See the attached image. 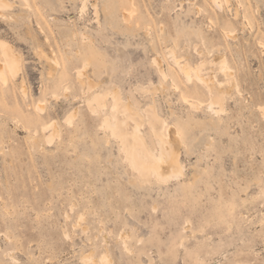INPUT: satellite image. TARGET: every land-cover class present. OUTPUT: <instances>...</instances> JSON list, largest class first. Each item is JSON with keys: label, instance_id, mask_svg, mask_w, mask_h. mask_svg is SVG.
<instances>
[{"label": "rangeland", "instance_id": "1", "mask_svg": "<svg viewBox=\"0 0 264 264\" xmlns=\"http://www.w3.org/2000/svg\"><path fill=\"white\" fill-rule=\"evenodd\" d=\"M2 53L0 264H264V0H0Z\"/></svg>", "mask_w": 264, "mask_h": 264}, {"label": "bare ground", "instance_id": "2", "mask_svg": "<svg viewBox=\"0 0 264 264\" xmlns=\"http://www.w3.org/2000/svg\"><path fill=\"white\" fill-rule=\"evenodd\" d=\"M216 1V4L218 5V3L221 1L223 2H227L228 0H215ZM6 4H8L6 2ZM5 6V5H4ZM8 6V5H7ZM220 7V5H219ZM4 8V7H3ZM84 9V7H83ZM7 55V54H6ZM170 56H175L173 52H170L169 53ZM9 58H10V55H8ZM2 61L0 60L1 64H0V74L2 75H6L7 74V71H11L13 69L11 63H10V60L2 53ZM17 59V58H16ZM218 60H214V64L217 63V65H219V69L220 70H223L225 71L226 68L228 67H225L226 65V62L223 61L222 59H219L217 58ZM18 60V59H17ZM18 63V62H17ZM18 66V65H16ZM17 68V67H16ZM160 69V68H159ZM201 69H198V71H191V70H186L185 71V77H192L194 76L199 82H201L202 84H204L206 86V88L208 89L210 95H211V98H210V103H209V109L208 110H212L214 111L215 113L217 112H221L224 111L223 109V102H224V92L223 91H220V90H215L213 89V87H210L208 86L207 84H209V78L207 77H203L200 72H201ZM183 70V69H182ZM160 72L163 74L162 70L160 69ZM194 72V73H193ZM9 73V72H8ZM166 73V72H165ZM2 75H0L1 77H3ZM7 77V75L5 76ZM193 77V78H194ZM3 79V78H2ZM236 86V85H235ZM231 90V89H230ZM114 96V97H113ZM113 98H114V112H112V118L114 119H108L107 120V128H108V131L110 132V134L112 136H114L115 138L117 137H120V135H122V133H125V132H128V125L130 124L132 126V130L133 132H135L137 134V137H135L134 139L138 138L139 135V126L140 123L138 122L139 120L134 118L133 116V113H131V111L127 108L128 106H126L125 104H122L120 102V99L118 98V95L117 93H113ZM103 98L102 96L101 97H97L94 101L95 103H98L99 104H103ZM102 100V102H101ZM216 107V109H215ZM198 109V108H197ZM93 110V109H92ZM113 111V110H112ZM150 111V110H149ZM152 112V111H151ZM150 112V113H151ZM148 114V113H147ZM152 115V114H151ZM152 117L150 116L149 120H150V127H151V130L153 132V134L155 135V138H156V141H158L159 143V150L160 152L158 153L157 157L155 158V162L164 170H162L163 174H165L167 177H177L180 173H181V167L180 165L178 164V154L177 152L175 151V148L172 147V144H175V141L179 138L175 135V141L173 140L172 141V136L171 134L173 133L171 131V134L168 130H165L164 131V125H163V122L161 123V121H158L159 119H155V117ZM158 118V117H157ZM105 125V126H106ZM157 125H160V129L157 130L156 127ZM104 126V127H105ZM45 129V128H44ZM139 129V130H138ZM169 129V128H168ZM131 130V131H132ZM130 132V131H129ZM128 132V133H129ZM175 132V131H174ZM176 133V132H175ZM128 136L127 133H125ZM125 134L123 135V137L125 136ZM134 134V133H133ZM141 134V133H140ZM125 136V138H127ZM177 137V139H176ZM122 138V137H121ZM132 138V137H131ZM130 139V138H129ZM141 137L138 138V140L140 141ZM133 140V139H132ZM179 140V139H178ZM123 141V140H122ZM125 141V140H124ZM121 142V141H120ZM129 142V140H128ZM141 142V141H140ZM158 145V144H157ZM131 147V146H130ZM139 147V146H138ZM143 148V147H142ZM139 150V149H138ZM127 151V150H126ZM141 152V151H140ZM144 153V152H143ZM152 153V152H151ZM138 155V154H137ZM136 155V156H137ZM146 155V154H144ZM143 155V156H144ZM152 155V154H151ZM151 158V157H150ZM132 159V158H131ZM144 159H145V156H144ZM148 159V157H147ZM154 159V158H153ZM132 161V160H131ZM130 161V162H131ZM132 164H130L131 168L136 170V168L133 166V162H131ZM141 164V163H140ZM141 166V165H140ZM151 171V170H150ZM153 173V172H152ZM151 173V174H152ZM155 173V171H154ZM140 175V174H139ZM160 175V174H159ZM155 176H156V173H155ZM158 176V174H157ZM160 177V176H159ZM162 179H165L166 178H162Z\"/></svg>", "mask_w": 264, "mask_h": 264}]
</instances>
